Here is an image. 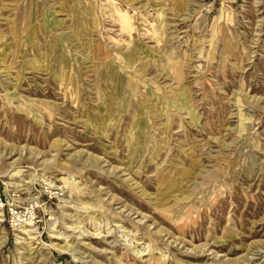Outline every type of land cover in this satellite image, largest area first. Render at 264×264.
Here are the masks:
<instances>
[{"label":"rangeland","instance_id":"obj_1","mask_svg":"<svg viewBox=\"0 0 264 264\" xmlns=\"http://www.w3.org/2000/svg\"><path fill=\"white\" fill-rule=\"evenodd\" d=\"M0 264H264V0H0Z\"/></svg>","mask_w":264,"mask_h":264}]
</instances>
